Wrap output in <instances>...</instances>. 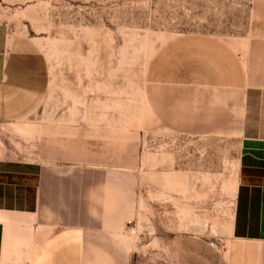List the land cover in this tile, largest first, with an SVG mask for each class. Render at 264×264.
Here are the masks:
<instances>
[{
	"label": "rangeland",
	"instance_id": "obj_1",
	"mask_svg": "<svg viewBox=\"0 0 264 264\" xmlns=\"http://www.w3.org/2000/svg\"><path fill=\"white\" fill-rule=\"evenodd\" d=\"M0 21L10 36L29 40L46 67L30 113L1 130L16 161L35 174L46 164L51 177H71L50 170L55 164L86 175L81 166L92 165L95 176H109L110 225L131 264H175L170 243L179 234L223 251L230 219L206 216L202 206L230 195L236 141L163 126L150 107L162 89L145 71L155 49L184 32L245 33L248 0H0ZM65 188L79 201L64 211L102 215L99 194L85 202L87 193ZM205 255L216 263L214 251Z\"/></svg>",
	"mask_w": 264,
	"mask_h": 264
},
{
	"label": "crops",
	"instance_id": "obj_2",
	"mask_svg": "<svg viewBox=\"0 0 264 264\" xmlns=\"http://www.w3.org/2000/svg\"><path fill=\"white\" fill-rule=\"evenodd\" d=\"M36 57L30 41L10 36L0 21V264H131L125 241L111 229L116 194L109 176H95L91 164L81 166L87 175L78 165L49 166L69 170L67 179L49 176L46 164L35 174L2 140L9 136L1 130L25 119L44 90L46 67ZM145 80L162 89L150 107L163 126L236 141L230 195L202 206L206 216L230 219L225 248L175 235V264H208L205 251H214L215 264H264V0H248L246 31L233 39L188 31L162 43ZM65 185L87 193L85 202L99 194L102 215L79 214L72 205L64 211L79 201L67 197Z\"/></svg>",
	"mask_w": 264,
	"mask_h": 264
}]
</instances>
